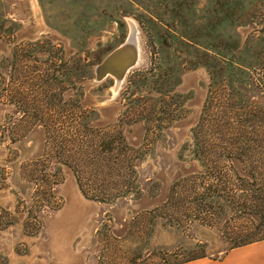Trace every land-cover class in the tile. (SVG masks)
I'll use <instances>...</instances> for the list:
<instances>
[{"label": "rangeland", "instance_id": "obj_1", "mask_svg": "<svg viewBox=\"0 0 264 264\" xmlns=\"http://www.w3.org/2000/svg\"><path fill=\"white\" fill-rule=\"evenodd\" d=\"M133 26L136 65L93 82ZM252 243L264 0H0V264H177Z\"/></svg>", "mask_w": 264, "mask_h": 264}, {"label": "water", "instance_id": "obj_2", "mask_svg": "<svg viewBox=\"0 0 264 264\" xmlns=\"http://www.w3.org/2000/svg\"><path fill=\"white\" fill-rule=\"evenodd\" d=\"M139 58V47L136 37L128 39L110 52L106 58L96 66V76L93 82L101 81L107 75H113L117 87L121 84L129 70L136 65ZM32 151V150H31Z\"/></svg>", "mask_w": 264, "mask_h": 264}, {"label": "crops", "instance_id": "obj_3", "mask_svg": "<svg viewBox=\"0 0 264 264\" xmlns=\"http://www.w3.org/2000/svg\"><path fill=\"white\" fill-rule=\"evenodd\" d=\"M250 245L233 249L223 259L199 258L182 264H264V247L254 251L257 243Z\"/></svg>", "mask_w": 264, "mask_h": 264}, {"label": "bare ground", "instance_id": "obj_4", "mask_svg": "<svg viewBox=\"0 0 264 264\" xmlns=\"http://www.w3.org/2000/svg\"><path fill=\"white\" fill-rule=\"evenodd\" d=\"M130 36H131V39L134 37H136V28H134V26H133V30L130 32V34H129ZM137 39V38H136ZM137 45H138V47H139V43L137 42Z\"/></svg>", "mask_w": 264, "mask_h": 264}, {"label": "trees", "instance_id": "obj_5", "mask_svg": "<svg viewBox=\"0 0 264 264\" xmlns=\"http://www.w3.org/2000/svg\"><path fill=\"white\" fill-rule=\"evenodd\" d=\"M198 258V257H197ZM193 259H196V258H193ZM193 259H188V260H186V261H191V260H193ZM181 263H183V262H179V263H177V264H181Z\"/></svg>", "mask_w": 264, "mask_h": 264}]
</instances>
